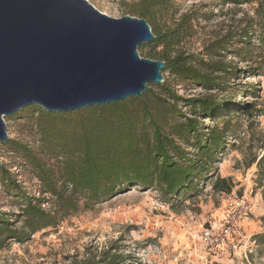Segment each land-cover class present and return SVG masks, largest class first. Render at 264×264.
<instances>
[{"label": "rangeland", "instance_id": "1", "mask_svg": "<svg viewBox=\"0 0 264 264\" xmlns=\"http://www.w3.org/2000/svg\"><path fill=\"white\" fill-rule=\"evenodd\" d=\"M87 1L109 17L121 18L130 15L131 5L138 0ZM256 9V3L173 0L171 12L159 25L171 28L181 16H192L191 36L175 51L201 56L215 39L257 31L261 17ZM251 44L257 45V39L253 38ZM240 46L234 45L231 51H238ZM139 55L147 58L145 50ZM221 60L237 70L235 75L223 77V92L180 84L167 74L163 76L169 88L183 99L229 96L228 100L234 103L229 111L250 109L251 115L237 113L231 121L223 152L195 192L168 199L155 188L132 186L94 203L85 195H77V210L63 217L59 213L54 227L37 231L23 243L7 242L0 249V264H89L100 261L106 253L120 257L122 264H264V244L258 239L264 236V48L255 52L244 48L240 56L226 54ZM243 87L255 90V96L242 92ZM148 88L158 91L154 84ZM21 110L4 117L8 138L39 152L35 116ZM178 110L190 116L181 104ZM198 123L203 134L214 125L206 116L198 118ZM221 128L222 121L218 125ZM181 147L190 156L195 153L190 147ZM40 156L47 164L60 168V160ZM0 161L9 166L30 195L39 196L40 183L29 167L3 149ZM216 178L224 179L218 185L225 187L223 190L215 188ZM237 197L246 198L251 208L248 221L243 223L245 236H250V240H244L235 251L206 250L198 243L199 232L210 216H220L227 203ZM43 199V208L52 210L54 200L48 195ZM0 212L19 214V207L1 190Z\"/></svg>", "mask_w": 264, "mask_h": 264}, {"label": "trees", "instance_id": "2", "mask_svg": "<svg viewBox=\"0 0 264 264\" xmlns=\"http://www.w3.org/2000/svg\"><path fill=\"white\" fill-rule=\"evenodd\" d=\"M226 1L237 5L256 3L261 17L257 31L215 39L200 56L175 51L191 36L192 16L183 15L173 27L162 28L159 23L171 12L173 0H138L129 14L145 19L155 36L138 51L145 50L147 58L163 61V76L167 74L180 84L223 92V77L235 75L237 70L221 59L226 54L238 57L244 48L251 52L264 48V0ZM253 38L257 39L255 46L251 44ZM234 45H241L238 51H231ZM163 80L154 84L157 92L147 88L140 97L108 105L69 113L47 112L36 105L20 111L35 116L39 152L14 139L0 142V149L30 168L40 183L39 196L30 195L9 166L0 163V190L19 207L16 215L0 212V249L9 241L23 243L37 231L54 227L60 214L63 217L77 210V195H85L94 203L132 186L155 188L168 199L196 191L223 152L231 121L237 113L251 115L250 109L229 111L234 104L229 96L183 99L169 88L165 77ZM244 91L255 96V90L243 87ZM179 104L189 117L181 114ZM222 109L225 113H220ZM204 116L214 124L206 134L198 123V118ZM181 145L195 153L190 156ZM40 155L60 160V168L47 164ZM222 183L224 179L216 178L215 188L223 190L225 187H218ZM44 195L54 200L52 210L43 208ZM258 239L264 244V236ZM89 264L122 263L117 255L106 253L100 261Z\"/></svg>", "mask_w": 264, "mask_h": 264}, {"label": "water", "instance_id": "3", "mask_svg": "<svg viewBox=\"0 0 264 264\" xmlns=\"http://www.w3.org/2000/svg\"><path fill=\"white\" fill-rule=\"evenodd\" d=\"M154 39L145 19L109 17L87 0H0V142L4 117L25 107L68 113L161 84L164 62L138 52Z\"/></svg>", "mask_w": 264, "mask_h": 264}, {"label": "built area", "instance_id": "4", "mask_svg": "<svg viewBox=\"0 0 264 264\" xmlns=\"http://www.w3.org/2000/svg\"><path fill=\"white\" fill-rule=\"evenodd\" d=\"M251 208L246 198L240 197L229 201L220 216H210L206 225L198 234V243L206 250L228 248L238 250L245 236L244 221H248ZM223 251V250H222Z\"/></svg>", "mask_w": 264, "mask_h": 264}]
</instances>
